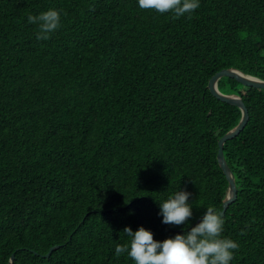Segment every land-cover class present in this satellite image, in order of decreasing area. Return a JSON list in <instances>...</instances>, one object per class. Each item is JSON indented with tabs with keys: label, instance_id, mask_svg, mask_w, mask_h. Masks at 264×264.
I'll return each mask as SVG.
<instances>
[{
	"label": "trees",
	"instance_id": "obj_1",
	"mask_svg": "<svg viewBox=\"0 0 264 264\" xmlns=\"http://www.w3.org/2000/svg\"><path fill=\"white\" fill-rule=\"evenodd\" d=\"M49 8L62 26L37 40L27 17ZM224 68L264 79V0H200L180 18L136 0H0V264H133L115 255L123 229L182 232L158 214L180 187L193 226L221 211L219 139L242 117L208 86ZM219 88L249 109L224 146L238 197L223 236L231 264H264V88Z\"/></svg>",
	"mask_w": 264,
	"mask_h": 264
},
{
	"label": "clouds",
	"instance_id": "obj_2",
	"mask_svg": "<svg viewBox=\"0 0 264 264\" xmlns=\"http://www.w3.org/2000/svg\"><path fill=\"white\" fill-rule=\"evenodd\" d=\"M140 9L172 13L173 18L189 16L200 7V0H136ZM37 28L36 39L46 41L62 26L61 10L49 8L27 17ZM192 193L181 187L158 201L159 215L166 225L183 226L182 232L164 240L154 239V233L140 226L133 231L126 226L128 241L116 244L117 257L127 254L133 264H231L239 244L223 236L225 218L214 204L203 206L204 214L194 226ZM228 197H225L227 201Z\"/></svg>",
	"mask_w": 264,
	"mask_h": 264
},
{
	"label": "water",
	"instance_id": "obj_3",
	"mask_svg": "<svg viewBox=\"0 0 264 264\" xmlns=\"http://www.w3.org/2000/svg\"><path fill=\"white\" fill-rule=\"evenodd\" d=\"M224 76L234 77L238 81H240L241 83H243L245 85L264 88V79H262L256 75L248 74V73H246V72H244L238 68H224V69L218 71L215 75H213L211 77L209 85H208L211 92L216 97H218L219 99H221L223 101L236 104L242 110V117L240 119V122L235 127L230 129L225 135H223L219 139L218 159H219V162H220L223 170L225 171V173L229 179V188H228V192H227L226 197H228L230 199H228L227 201H225V199H224L223 209L221 210L223 215L226 213L229 205L232 202H234L238 197V187H237L235 175H234V173H233L231 167L229 166L227 159L225 157L224 146H225V143L227 142L228 139L237 136L244 129V127L246 126V124L249 120V109H248L245 101L243 100V97L238 93H225V92L220 90L219 81ZM202 216L198 218V221H200ZM58 246L59 245L53 246L50 249V251L45 254V256H47V257L50 256L52 251L54 249H56ZM14 260H15V254L13 253V255L11 257L10 264H14Z\"/></svg>",
	"mask_w": 264,
	"mask_h": 264
}]
</instances>
